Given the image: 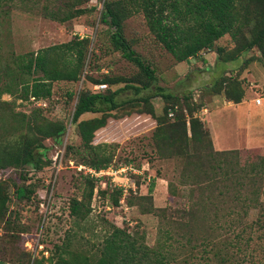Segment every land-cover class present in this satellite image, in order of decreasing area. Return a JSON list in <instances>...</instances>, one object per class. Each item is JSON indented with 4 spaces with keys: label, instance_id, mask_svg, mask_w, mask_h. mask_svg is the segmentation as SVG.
I'll return each mask as SVG.
<instances>
[{
    "label": "trees",
    "instance_id": "1",
    "mask_svg": "<svg viewBox=\"0 0 264 264\" xmlns=\"http://www.w3.org/2000/svg\"><path fill=\"white\" fill-rule=\"evenodd\" d=\"M5 1V0H2ZM14 7L29 13L40 8L42 15L63 23L84 14L89 0H7ZM16 5V6H15ZM7 6V5H5ZM89 10V9H88ZM8 10L0 13V19ZM141 14L148 32L164 51L176 62L199 58L201 53H214L218 60L227 62L242 53L255 49L264 64V0H103L99 22L108 30L113 52L132 64L138 78L101 76L91 80V86L103 84V90L81 89L75 97L70 122L79 137L77 165L104 169L115 164V142L92 144L94 133L105 127L110 118L121 119L132 114L145 115L154 121L148 140L150 153L144 154L149 164L175 159L182 160L176 182L168 180V198L181 196L180 189L188 188L187 199L196 197L181 207L153 208L149 183L145 195L137 198L157 217L158 237L152 247L144 244L140 232H127L109 225L97 255L89 260L70 254L66 264H264V155L240 154L237 150H214L208 130L194 117L199 105L190 94L176 95L155 86L156 69L146 63L123 36V22ZM227 35L234 43L227 55L214 44ZM88 39L73 38L69 42L52 45L34 53L8 57L0 75V96L6 94L14 100L39 101L50 97L51 84L76 82L82 73L87 54ZM3 77H7L3 80ZM235 81V82H233ZM217 83V82H216ZM231 83H235V86ZM237 83V84H236ZM123 84L121 87H112ZM226 102L238 104L243 96L239 82L220 79ZM227 85V86H226ZM212 90V86L210 87ZM133 91L132 98L117 100L125 90ZM151 94L141 95L142 92ZM72 94H67L68 100ZM158 97L161 113L155 115L149 100ZM263 97V96H261ZM14 102L0 100V176L5 169L30 168L37 171L44 157V140L60 143L64 125L50 122L38 108L28 114L15 112ZM123 111L119 116L115 114ZM84 114L94 117L81 119ZM147 146V144H146ZM75 157V156H74ZM249 163L244 164V158ZM125 160L123 165L132 163ZM139 165L137 166V168ZM158 177V173H156ZM1 179V178H0ZM26 180L25 176H21ZM98 181L84 176V190L79 199H72L68 215L75 223L85 222L90 212L89 203ZM15 187L20 199L32 193L33 186ZM109 189V190H108ZM192 191V192H191ZM103 196L109 193L113 206L118 205L120 190L107 188L96 191ZM230 195V196H227ZM130 195L125 202L131 205ZM216 199V200H215ZM8 201L7 187L0 180V224L7 226L5 218ZM245 206L254 208L257 216L244 221ZM174 228V229H173ZM65 238V246L68 244ZM59 248H57L58 250ZM0 251L4 252V250ZM49 261V258L47 259ZM6 263L41 264L30 260L29 253H18ZM13 261V262H12Z\"/></svg>",
    "mask_w": 264,
    "mask_h": 264
},
{
    "label": "rangeland",
    "instance_id": "2",
    "mask_svg": "<svg viewBox=\"0 0 264 264\" xmlns=\"http://www.w3.org/2000/svg\"><path fill=\"white\" fill-rule=\"evenodd\" d=\"M102 1L89 0L84 14L59 23L45 18L40 8L27 13L23 8L14 7L10 1L0 0V13L8 10L7 16L0 19V75L5 74L2 69L8 57L34 53L42 48L69 42L73 38L88 39L85 63L78 81L53 82L50 97L36 102L31 99L14 100L6 94L0 96L1 101L14 102L12 107L15 112L28 114L33 108H38L48 121L60 122L65 128L59 144L51 140L43 141L46 152L37 171L30 168L5 169L0 176L8 194L5 212L7 226L4 228L0 224V249L4 250L0 251L1 260H13L21 252L29 253L30 260H39L41 264H66L70 254L92 260L101 247L109 225L130 233L140 232L144 236V244L150 248L158 237V219L137 199L146 194L149 183L153 184L151 203L156 209L185 206L196 197V189L192 188L193 197L187 199L189 189L186 187L180 189V197H167L166 183L168 180L174 183L177 181L182 160L176 162L170 159L149 164L141 152L142 148L137 145L141 143L144 146V153L150 152L145 138L150 137L154 122L148 116L146 122L142 116L132 114L120 120H110L102 130L94 134L92 141L93 144L116 141L122 145L114 153L115 164L112 165L115 168L122 166L125 160H133L130 164L135 167L146 164L142 174L132 176L136 187L135 194H129L132 204H126L124 200L126 210L120 204L113 206L109 193L101 196L96 192L105 188L97 184L92 192L86 221L77 224L68 215L69 201L79 199L85 186L84 175L76 170L79 162L77 155L74 154V157L73 152H67V147L79 152V137L75 125L70 122L76 94L84 88L92 90L90 81L98 80L101 76L125 80L139 77L132 64L111 50L108 30L99 22ZM123 36L132 49L156 69L155 86L171 94H190L193 102L199 105L198 110H206L202 123L209 132L214 150H237L242 155H250L249 159L264 155V114L258 112L259 107L250 105L246 108L226 102L223 97L224 86H218V80L229 78L239 82L243 91L241 101L244 99L250 103L264 96V64L258 59L255 49L227 62L218 60L214 53L203 52L199 58L179 63L155 42L141 14L133 15L123 22ZM214 47L222 48L229 55L234 43L225 35L215 42ZM231 84L235 86V83ZM121 86L123 84H118L112 89ZM69 93L72 96L68 100ZM132 93V90L125 89L117 100L132 98ZM151 93L142 92L141 95ZM149 102L155 115L159 116L163 102L158 97L151 98ZM122 112L115 115L119 116ZM248 158L243 159L244 164L249 163ZM21 176H25L26 180H22ZM103 181L107 188H111L108 178ZM29 184L33 186L32 193L17 199L15 187L26 186L31 189ZM262 185L263 199L264 180ZM245 207L244 221L249 223L257 216V211ZM66 236L69 241L65 246Z\"/></svg>",
    "mask_w": 264,
    "mask_h": 264
},
{
    "label": "built area",
    "instance_id": "3",
    "mask_svg": "<svg viewBox=\"0 0 264 264\" xmlns=\"http://www.w3.org/2000/svg\"><path fill=\"white\" fill-rule=\"evenodd\" d=\"M105 85L99 84L94 85L92 87L93 90H103ZM260 98H256L254 100L255 105L260 104ZM206 114V110L204 108H200L197 114H194V117L197 118L200 122H202V116ZM146 164L139 165V167H135L132 164H126L115 168L113 165H110L104 169L95 170L91 167H86L82 165H78L76 170L81 172L84 176L88 178H92L104 188L107 184L103 181L104 178H108L111 188H117L120 190V198L118 200V204L124 206V210H126V205L123 203L126 196L129 194H135L136 187L134 185V181L132 176H137L142 174L144 171ZM102 179V181H101Z\"/></svg>",
    "mask_w": 264,
    "mask_h": 264
},
{
    "label": "crops",
    "instance_id": "4",
    "mask_svg": "<svg viewBox=\"0 0 264 264\" xmlns=\"http://www.w3.org/2000/svg\"><path fill=\"white\" fill-rule=\"evenodd\" d=\"M260 99H261V100H260V104H259V105H255L253 101L250 102V103H249V102H246L244 99L241 101V103H238V105H240L241 107L246 106V108H249L250 105H252V106H254V107H259L260 110H259L258 112H261L262 114H264V96H263V97H260ZM139 116H140V117L142 116V117H143L142 119H143L144 121L147 122V118H146L147 116H145V115H139ZM91 117H94V115H92V114H84V115L81 116V119H89V118H91ZM121 119H122V118H121ZM221 119H224V118L221 117ZM110 120H120V119H113V118H110V119L107 120V123H108ZM152 122H154V121H152ZM107 123H106V124H107ZM103 128H104V127H103ZM103 128H101V129H99V130H102ZM152 129H153V128H152ZM99 130H97V131H99ZM97 131H96V132H97ZM96 132H95V133H96ZM95 133H94V134H95ZM143 139H144V137H143ZM145 139H146V138H145ZM92 141H93V140H92ZM131 141H132V140H131ZM145 141H146V140H145ZM100 143H110V142L108 141V142H100ZM115 143H118V144H119V142H116V141H115ZM92 144H93V143H92ZM97 144H99V143H97ZM121 146H122V145L119 144V149L121 148ZM137 146L140 147V149L142 148V149H141V152L143 153V156H144V154H145V153H144V150H143V149H144V146L141 145V143H138ZM217 148H219V147H217ZM217 151H221V150H217ZM149 153H150V152H149ZM146 154H148V153H146ZM140 156L142 157V155H140ZM144 157H145V156H144ZM143 159H144V158H143ZM145 159H146V158H145ZM150 183L152 184V182H150ZM146 191H147V188H146ZM0 264H9V263H6V262H2V261H0Z\"/></svg>",
    "mask_w": 264,
    "mask_h": 264
}]
</instances>
